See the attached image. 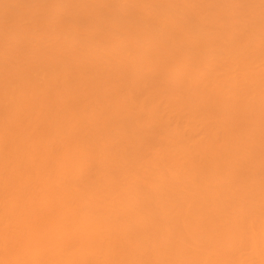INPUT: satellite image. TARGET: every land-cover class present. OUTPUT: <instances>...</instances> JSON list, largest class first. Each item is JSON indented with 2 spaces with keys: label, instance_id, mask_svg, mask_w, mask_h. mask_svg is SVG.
<instances>
[{
  "label": "bare ground",
  "instance_id": "6f19581e",
  "mask_svg": "<svg viewBox=\"0 0 264 264\" xmlns=\"http://www.w3.org/2000/svg\"><path fill=\"white\" fill-rule=\"evenodd\" d=\"M0 264H264V0H0Z\"/></svg>",
  "mask_w": 264,
  "mask_h": 264
}]
</instances>
